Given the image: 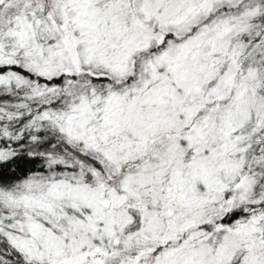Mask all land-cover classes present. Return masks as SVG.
I'll return each mask as SVG.
<instances>
[{
    "label": "snow or ice",
    "instance_id": "snow-or-ice-1",
    "mask_svg": "<svg viewBox=\"0 0 264 264\" xmlns=\"http://www.w3.org/2000/svg\"><path fill=\"white\" fill-rule=\"evenodd\" d=\"M0 264H264V0H0Z\"/></svg>",
    "mask_w": 264,
    "mask_h": 264
}]
</instances>
